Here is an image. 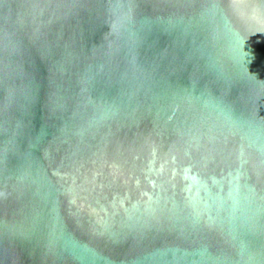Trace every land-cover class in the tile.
Instances as JSON below:
<instances>
[{
    "label": "water",
    "instance_id": "95a60500",
    "mask_svg": "<svg viewBox=\"0 0 264 264\" xmlns=\"http://www.w3.org/2000/svg\"><path fill=\"white\" fill-rule=\"evenodd\" d=\"M0 264H264V0H0Z\"/></svg>",
    "mask_w": 264,
    "mask_h": 264
}]
</instances>
